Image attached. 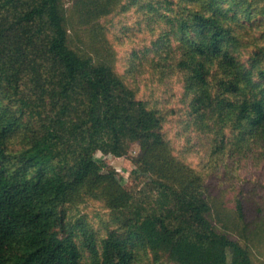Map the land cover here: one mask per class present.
Wrapping results in <instances>:
<instances>
[{"label":"trees","instance_id":"16d2710c","mask_svg":"<svg viewBox=\"0 0 264 264\" xmlns=\"http://www.w3.org/2000/svg\"><path fill=\"white\" fill-rule=\"evenodd\" d=\"M23 1L0 0V264H135L139 253L166 255L176 264H253L244 246L213 227L205 184L174 155L163 117L102 55L111 52L94 48L101 56L95 61L72 47L64 0ZM119 2L82 0L78 25ZM206 3L178 0L183 13L167 16L170 28L141 53L153 54L163 76L181 73L195 131L238 132L239 144L255 134L264 139V98L241 99L240 61L229 50L233 31ZM32 25L34 33L16 43L12 31ZM25 115L39 129L16 148L13 140L31 133L23 128ZM134 143L141 152L133 174L146 179L147 204H138L94 154L121 157ZM87 199L104 203L125 232H110L99 246L79 220L80 245L62 210ZM169 212L188 222L176 223Z\"/></svg>","mask_w":264,"mask_h":264},{"label":"rangeland","instance_id":"374dc122","mask_svg":"<svg viewBox=\"0 0 264 264\" xmlns=\"http://www.w3.org/2000/svg\"><path fill=\"white\" fill-rule=\"evenodd\" d=\"M25 1L23 3L33 2ZM83 1L103 5L107 2ZM206 1L205 10L209 14L216 12L223 24L233 31L235 41L229 50L240 61L241 99H263L264 0H217L219 4L215 7L212 4L214 0ZM79 2L82 0L63 2L66 16L73 22V28L72 23L68 27L72 47L95 61L101 56L94 48L111 52L102 55L113 59L114 68L125 83L137 91L139 99L163 117V133L174 155L193 168L205 184L211 205L209 219L213 227L244 246L253 264H264V139L255 134L247 144H239V133L229 134L228 129L224 130L229 135L219 133V136L195 131L188 116L181 73L172 71L163 76L161 68L150 61L153 54L148 58V55H144L146 51L141 53L156 42L164 30L170 28L167 26L170 21L167 16L183 13L178 0H120L87 25H78L81 16L75 9L84 10L77 7ZM34 31L33 25L17 28L12 31L13 39L18 44L23 43ZM15 111L16 107L11 115ZM22 123L23 128H29L31 133L23 130L17 140H13L16 148L27 145V142H23V135L32 137L39 129L38 123L30 115H25ZM222 147L223 151L220 149ZM140 152V147L134 143L121 157L99 151H94V154L105 165V171H114L118 178H122L125 188L138 204H147L149 189L145 184L146 179L133 174L136 169L134 161ZM155 208L154 204L148 206L153 214L156 213ZM62 211L66 214V228L73 230L80 245L83 238L77 226L79 220L95 233L99 246L110 232H125L113 211L100 201L87 199L78 205H66ZM168 217L176 223L188 222L183 215L169 212ZM86 252V261H91ZM136 259L135 264H176L161 254L139 253Z\"/></svg>","mask_w":264,"mask_h":264}]
</instances>
